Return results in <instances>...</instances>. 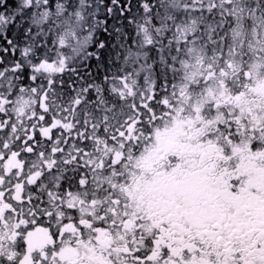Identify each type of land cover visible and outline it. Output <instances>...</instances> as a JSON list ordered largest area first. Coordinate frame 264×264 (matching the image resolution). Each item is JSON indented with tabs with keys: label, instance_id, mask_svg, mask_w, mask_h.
<instances>
[{
	"label": "snow or ice",
	"instance_id": "6c2138e0",
	"mask_svg": "<svg viewBox=\"0 0 264 264\" xmlns=\"http://www.w3.org/2000/svg\"><path fill=\"white\" fill-rule=\"evenodd\" d=\"M0 264H264V0H0Z\"/></svg>",
	"mask_w": 264,
	"mask_h": 264
}]
</instances>
